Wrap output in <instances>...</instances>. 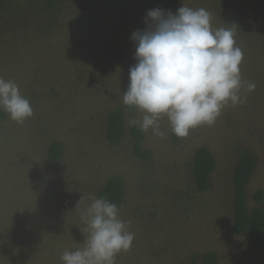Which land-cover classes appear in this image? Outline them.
Instances as JSON below:
<instances>
[{
    "label": "rangeland",
    "instance_id": "1",
    "mask_svg": "<svg viewBox=\"0 0 264 264\" xmlns=\"http://www.w3.org/2000/svg\"><path fill=\"white\" fill-rule=\"evenodd\" d=\"M110 1L55 0L50 14L28 0H0V77L16 82L33 109L23 124L0 117V264H62L64 250L81 248L88 235L78 202L83 197L80 207L88 206L114 177L126 191L120 217L134 233L116 264H203L210 253L217 264H264V250L233 232V175L243 151L257 157L248 208L264 210V200L255 201L258 192L264 196V0H177L209 11L214 29H234L242 80L256 88L242 90L243 104L226 107L179 144L166 118L159 121L163 137L128 118L119 145L108 141V117L117 109L127 115L131 36L145 30L147 12L158 6ZM55 143L60 161L49 156ZM136 147L150 161L136 159ZM202 148L217 168L200 192L193 164Z\"/></svg>",
    "mask_w": 264,
    "mask_h": 264
},
{
    "label": "clouds",
    "instance_id": "2",
    "mask_svg": "<svg viewBox=\"0 0 264 264\" xmlns=\"http://www.w3.org/2000/svg\"><path fill=\"white\" fill-rule=\"evenodd\" d=\"M205 8L183 6L175 14L160 8L147 12L145 30L135 31L136 61L129 70L123 104L135 110L129 119L144 133L163 137L159 121L167 119L173 135L211 126L226 107L246 101L255 83L242 80L244 54L232 28H213ZM0 111L17 124L33 116L30 101L12 80L0 77ZM75 208L88 235L81 248L64 250L62 264H116V257L130 250L134 233L120 217L118 205L104 197Z\"/></svg>",
    "mask_w": 264,
    "mask_h": 264
},
{
    "label": "trees",
    "instance_id": "3",
    "mask_svg": "<svg viewBox=\"0 0 264 264\" xmlns=\"http://www.w3.org/2000/svg\"><path fill=\"white\" fill-rule=\"evenodd\" d=\"M34 6L48 12L50 14L55 12V0H28ZM110 2L115 5L121 6L122 0H111ZM158 8L171 11L173 14L181 8L177 0H155ZM119 8V7H118ZM116 11V8H114ZM116 13V12H115ZM133 12L128 9V14L132 16ZM128 85H126L127 89ZM127 115L122 110L110 112L108 117V133L107 138L111 144L119 145L126 133V119L131 118L135 114V110L127 109ZM2 112L0 117L4 116ZM132 135L135 138H140L137 127L131 128ZM172 141L174 144H179L180 138L172 134ZM134 157L143 161H150V154L144 153L139 147L133 151ZM63 149L60 144L55 143L50 148L49 156L53 161H60L63 159ZM217 168V163L207 148L200 149L194 159L193 173L196 181L197 189L200 192L206 191L209 188L210 176ZM257 169V157L251 151H243L240 154L236 171L233 175L234 187V217H233V232L237 236H246L250 238L253 246L259 250H264V210L256 208L250 210L248 208L247 200V186ZM126 191L123 181L119 177H114L103 190L99 193L98 197L107 198L109 201L116 203L120 206L125 199ZM264 200L262 192L255 195V201L261 204ZM203 264H217V256L214 253L207 254L203 257ZM198 260L193 259L192 264H197Z\"/></svg>",
    "mask_w": 264,
    "mask_h": 264
}]
</instances>
